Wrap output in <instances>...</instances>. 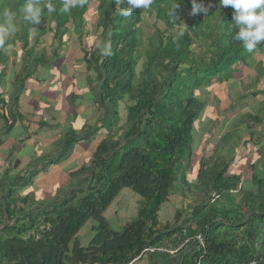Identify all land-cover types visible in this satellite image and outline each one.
I'll return each mask as SVG.
<instances>
[{
  "label": "trees",
  "instance_id": "obj_1",
  "mask_svg": "<svg viewBox=\"0 0 264 264\" xmlns=\"http://www.w3.org/2000/svg\"><path fill=\"white\" fill-rule=\"evenodd\" d=\"M201 2L212 5L207 14L193 15L192 0H152L149 7L123 17L115 0H75L67 13L61 11L64 0H39L41 21L31 25L21 11L25 0H0V23L5 9L16 13L15 24L21 28L17 39L29 61L36 66L46 63V55L37 48L46 35L41 27L51 24L58 45L54 57H59L65 37L71 34L81 45L89 71L96 74L98 123L85 127L81 134L64 137L58 156L47 165L66 161L79 142L104 137L89 165L70 175L71 186L59 200L31 205L17 197V191L32 185L40 171L1 181L6 219L0 221V264H129L145 248L181 249L180 264L252 260L264 264V145L259 147L258 163L250 166L248 180L229 174L233 160L225 156L213 163L204 160L196 185H190L184 173L192 167V134L205 106L201 100L204 89L232 81L242 68L261 67L264 58V43L250 53L233 39L238 29L230 6H220V0H197ZM176 3L180 5L177 17L171 14ZM94 4L95 29L100 35L89 52L85 16ZM48 5L54 10L48 11ZM145 14L154 15L155 22L153 34L144 41L140 25ZM31 33L35 42L29 49ZM105 43L110 45L108 55L100 47ZM6 46V41L0 45V61ZM258 73L260 77L263 70ZM122 107L127 113L123 124ZM246 118L252 121V125L244 123L250 142L263 141L255 139V126H262L263 119L258 114ZM237 127L240 124L233 129ZM261 132L264 135V129ZM179 181L189 190L204 191L205 199L190 211L186 208L189 213L178 211L173 224H162L159 212L179 192ZM124 189L140 196L142 205L133 222L122 231L113 230L105 213ZM234 194L241 197L237 204L231 200ZM88 222H92L93 237L83 246L78 235ZM199 235L205 239L204 249L199 251L196 242L184 245Z\"/></svg>",
  "mask_w": 264,
  "mask_h": 264
},
{
  "label": "crops",
  "instance_id": "obj_2",
  "mask_svg": "<svg viewBox=\"0 0 264 264\" xmlns=\"http://www.w3.org/2000/svg\"><path fill=\"white\" fill-rule=\"evenodd\" d=\"M64 41L59 57L53 53L50 59H45L47 64L42 62L36 66L28 60L27 52L18 61L3 53L5 57L0 61V183L6 177L27 178L40 171L32 185L17 191V197L28 200L31 205L59 200L68 192L72 183L70 175L92 160L104 138L98 136L93 142H79L66 161L47 165L49 159L58 156L59 143L64 137L72 132L81 134L87 126L94 127L100 116L96 74L89 71L78 39L70 34ZM55 44L50 42V47L54 48ZM3 107H6V116ZM225 124L223 121L220 130ZM4 188L6 191V185ZM2 196L3 190H0V221H5ZM109 210L110 207L105 217ZM175 251L147 255L137 264H180L182 251Z\"/></svg>",
  "mask_w": 264,
  "mask_h": 264
},
{
  "label": "rangeland",
  "instance_id": "obj_3",
  "mask_svg": "<svg viewBox=\"0 0 264 264\" xmlns=\"http://www.w3.org/2000/svg\"><path fill=\"white\" fill-rule=\"evenodd\" d=\"M96 8L97 4L92 5L85 16L87 25L85 26L84 39L87 45L93 44L97 38L96 35H100V31H96L95 29L98 18ZM143 19L140 28L143 30L142 37L145 41L153 34L155 16L145 14ZM158 26L162 31L165 30V26L161 21H159ZM16 28V33L10 35L6 39L7 46L5 49H1L2 53H4L7 58H12L13 61L23 59L26 52L23 48V44L17 39V34H19L21 28L18 24H16ZM41 28L46 31V35L40 38V45L37 50L38 53L44 52L46 57L50 59L56 50V46H58L56 43L54 48L50 47V42H52V44L54 43V33L50 30L52 28L54 29V25L45 24ZM66 38L67 36L65 39ZM34 42L35 35L31 33L29 37V49L34 46ZM199 47L201 46L199 45ZM90 50L89 47L88 51L90 52ZM262 63L261 67L255 66L246 74V69H240L241 71L236 74L235 78L230 82L215 84L213 88L204 89L201 100L205 106L201 110V117L196 122L192 134V167L184 172L187 182L190 185L197 184L196 180L200 164L208 159L213 163L218 156H220L219 160L222 159L223 156L228 160L234 159L233 162L231 161L232 165L229 168V174L242 175V178L244 177V179L246 178L248 180L246 176H250V166L252 163H258L259 156L261 155L259 147L264 145V135H262L261 132L264 129V123L262 126H255V139L263 138V141L259 143L250 142L251 138L247 126L244 124L248 121L246 117L249 114H258L264 121V95L261 94V91L264 90V83L262 82L264 78V58ZM141 65L142 63H140L138 71L141 70ZM20 66L22 67V65H18V67ZM261 69L263 73L259 77L258 71ZM82 86L83 88L86 87L83 80ZM126 115V110L122 107L121 124L124 123ZM223 121H226L227 124H225L223 130L222 128L220 130ZM235 124H240L241 129L237 128V130L232 131ZM249 124L252 125V121H250ZM247 142H249V144H246ZM183 164L185 165L186 162ZM245 183L247 184V182ZM177 188L179 192L172 196L171 200L161 207L159 221L162 224H173L175 214L178 211H182L185 214L189 213L186 212V207L190 211L205 199L206 193L204 191L195 188L189 190L185 186H182L180 181L177 184ZM180 192L186 194L185 198L182 197ZM231 200L234 204H237L241 201V197L240 195L234 194L231 196ZM185 204H187V206H185ZM141 205L142 198L140 196L129 189H124L111 204L110 210L108 214H106L110 227L113 230L122 231L124 226L135 220ZM91 225L92 222H88L78 235L79 241L83 246H87L93 237Z\"/></svg>",
  "mask_w": 264,
  "mask_h": 264
},
{
  "label": "clouds",
  "instance_id": "obj_4",
  "mask_svg": "<svg viewBox=\"0 0 264 264\" xmlns=\"http://www.w3.org/2000/svg\"><path fill=\"white\" fill-rule=\"evenodd\" d=\"M152 0H115L116 9L123 17H130L133 12L140 8H147ZM126 4V7H122ZM75 6V0H64L61 11L67 13ZM220 6L231 7L233 11L232 22L238 29L233 39L242 44L245 50L253 52L258 45L264 43V0H220ZM180 7L178 3L174 5L172 15L176 16V11ZM212 7L211 4L205 6L204 3H197L192 0V14H207ZM52 5H48V11H53ZM23 19L31 24L37 25L41 21L42 9L39 0H25L21 9ZM3 23H0V45H3L10 35L17 31L15 20L16 13L5 9L2 13ZM186 27V25L184 24ZM101 47L102 54H110V45L105 43Z\"/></svg>",
  "mask_w": 264,
  "mask_h": 264
},
{
  "label": "built area",
  "instance_id": "obj_5",
  "mask_svg": "<svg viewBox=\"0 0 264 264\" xmlns=\"http://www.w3.org/2000/svg\"><path fill=\"white\" fill-rule=\"evenodd\" d=\"M192 242H196L199 251L201 249H204L205 248V239H204V237L202 235H199V236L195 237V239L193 241L192 240L185 241L184 245L189 244V243H192ZM157 253L174 254V253H177V251H170V250H165V249H155V248H145L142 251V253L140 254V256H138L137 258H135L129 264H135V263L141 261L142 259H144L145 256H147V255H155ZM235 264H259V261L252 260L249 263H235Z\"/></svg>",
  "mask_w": 264,
  "mask_h": 264
},
{
  "label": "bare ground",
  "instance_id": "obj_6",
  "mask_svg": "<svg viewBox=\"0 0 264 264\" xmlns=\"http://www.w3.org/2000/svg\"><path fill=\"white\" fill-rule=\"evenodd\" d=\"M224 20V19H223Z\"/></svg>",
  "mask_w": 264,
  "mask_h": 264
}]
</instances>
